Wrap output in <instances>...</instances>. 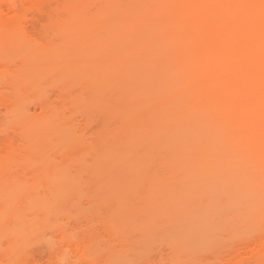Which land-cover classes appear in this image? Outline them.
Listing matches in <instances>:
<instances>
[{
	"label": "bare ground",
	"instance_id": "bare-ground-1",
	"mask_svg": "<svg viewBox=\"0 0 264 264\" xmlns=\"http://www.w3.org/2000/svg\"><path fill=\"white\" fill-rule=\"evenodd\" d=\"M44 80L56 87L55 101L35 96ZM27 98L38 111L26 109ZM80 107L99 111L95 136L73 131ZM84 143L98 148L88 158ZM67 166L114 176L90 199L102 238L94 219L85 233L50 220L64 212ZM206 169L218 180L199 198L214 182ZM179 216L213 234L264 225V0H0V264H107L100 243L120 260L140 248V231L165 230ZM49 227L60 240L51 255H24L23 245ZM203 235L189 237L219 241ZM232 235L217 264H264V235L238 245Z\"/></svg>",
	"mask_w": 264,
	"mask_h": 264
},
{
	"label": "rangeland",
	"instance_id": "rangeland-1",
	"mask_svg": "<svg viewBox=\"0 0 264 264\" xmlns=\"http://www.w3.org/2000/svg\"><path fill=\"white\" fill-rule=\"evenodd\" d=\"M137 67H138V65H136ZM68 80V79H67ZM43 83L42 84H36L37 85V88H35L37 91V93H36V97L37 98H43V99H46V98H48V100H51V101H53L54 100V94L52 95L51 93H55V92H57V91H55L54 92V90H57L56 89V87H51L50 85H52L53 83H51V82H49V81H47V80H44V81H42ZM48 83L50 84V85H48ZM68 82H66V84H67ZM55 86H56V84H55ZM34 100H37V99H26V105H27V110H30L31 112L32 111H38L37 109V107H35V105H34V103H35V101ZM55 101V100H54ZM29 103V104H28ZM37 105V104H36ZM178 107H177V106ZM80 108H82V107H80ZM186 107H185V105H183V104H175L174 105V109L179 113V112H182V111H184V109H185ZM33 109V110H32ZM77 110V109H76ZM86 111L84 108H82L81 110L78 108V111H81L82 113L84 112V111ZM1 111L3 112V114H4V112H5V108L3 107V108H1ZM80 112V114L81 115H83L82 113ZM99 112V111H98ZM97 111H90L89 113H90V115L88 114V112H87V114L88 115H86V113L83 115V116H81V115H78V117H76L77 119H78V121H75L76 119H74V123H77L78 124V122H79V120H80V127L76 124V125H73V131H77V132H79V130L80 131H82L83 132V134L85 135V137H92V133L94 134V136L96 135L95 134V129H98V131H99V127H100V125H99V123L101 124V122H98L99 121V113H98ZM33 113V112H32ZM75 113H76V111L74 112V117H75ZM77 113H79V112H77ZM77 113H76V115H77ZM101 113H104V112H101ZM99 114V115H98ZM97 115V116H96ZM107 114H105L104 115V117L106 116ZM101 116V115H100ZM103 116V115H102ZM108 117V116H107ZM101 118V117H100ZM102 119H104V118H102ZM102 119H100V120H102ZM106 119V118H105ZM105 119L103 120L104 122L102 123V124H104L105 123ZM107 120V119H106ZM179 121V122H178ZM183 123H185V119H183V118H178L176 121H175V124H177V125H181V124H183ZM103 126V125H102ZM100 128H102V127H100ZM103 129V128H102ZM199 131H201V130H199ZM81 132V133H82ZM97 132V131H96ZM91 133V134H90ZM197 134V135H196ZM196 135V136H195ZM194 136L197 138V136H201V132H198L197 130H196V132L194 133ZM198 137V138H199ZM197 138V139H198ZM108 139V138H107ZM170 143H168L167 142V140H166V143L167 144H171L172 143V139H170V140H168ZM85 144V143H84ZM83 144V148L85 149L84 151H85V153H84V155L85 154H87V156L85 155V157H89L88 155H92V149H98L97 148V146L95 145V146H89V145H87V144H85L84 145ZM98 145V144H97ZM96 147V148H95ZM105 148V151H111V147L110 146H104ZM81 149H82V145H81ZM143 150V149H142ZM147 150V149H146ZM140 151H141V149H140ZM137 152H139V151H137ZM152 151L150 150V153H151ZM51 153V152H50ZM49 153V154H50ZM55 153V152H54ZM143 153V152H142ZM148 153V152H147ZM154 153V152H153ZM52 154V153H51ZM50 154V155H51ZM140 154V153H139ZM144 154V153H143ZM149 154V153H148ZM49 155V156H50ZM53 155V154H52ZM90 155V156H91ZM49 156H47L48 158H50ZM56 157L57 156V154L55 153L54 155H53V157ZM148 164H150V163H148ZM109 165V164H108ZM143 165H145L144 163H143ZM70 166V165H69ZM69 166H67L66 168H65V177H64V180L60 183L61 185H62V188H63V192L65 193V197H64V194L62 193V190H61V193H60V196L62 195L63 197V200H65V198L67 197V200H65L66 201V203L65 202H62L63 204L62 205H64V204H66V205H64V206H62V208H63V210H64V212L61 214V213H59V214H57L56 212H54V216H52L53 215V213L51 214V218L52 219H50V220H53L54 222H56L57 220L59 221V224L61 223H63L64 225L66 224L67 225V227L68 226H73V227H71V228H74V225L76 224L77 225V227L75 226V228L74 229H79L78 231L76 230V232H79V233H82V232H87L88 230H89V227H88V225H87V222H88V219H94V227H96L95 229L93 228V231H95V233H96V231H99V232H101V230H103V228H101V226L102 225H98L97 223V221L99 220V218H98V220L96 221V217L98 216V214H100V212H99V210H98V207H96L93 203H91L90 202V199L92 198V196L96 193L97 194V191L99 192V189L97 188V187H99L100 186V184H103V182L101 183V181H103V179L104 180H111L110 182L109 181H107V182H109V183H111L112 181H113V178H114V176H111V175H109L108 176V178L109 179H106V174H104V177H102L101 175H99L98 173H97V175H96V173H93V175H90L89 173V175L84 171V170H80V169H78L79 168V166L78 167H75V166H71V167H73L71 170H70V168L71 167H69ZM107 166V165H106ZM151 166H152V168H151ZM75 167V168H74ZM141 167H142V165H141ZM77 168V169H76ZM84 168V167H83ZM107 168V167H106ZM111 168H113V166H111ZM145 168H151V170L150 169H148V170H150V171H152V169H154L153 168V165H150V167L148 166V167H146L145 166ZM107 171H108V168L106 169ZM106 170H104V172L106 171ZM140 170H141V172H142V169L140 168ZM210 170L211 169H206L205 170V172L208 174V176H211L212 175V170H211V172H210ZM72 173H71V172ZM144 171H146L145 169H144ZM143 171V173H146V172H144ZM209 171V172H208ZM71 174H70V173ZM110 173H111V171H109ZM108 172V173H109ZM204 172V171H203ZM227 172V171H226ZM226 172H224L225 174H226ZM109 173V174H110ZM210 173V174H209ZM77 176V177H76ZM83 176V178H86L87 177V179H88V181L87 182H85V184L83 183V184H78L79 182H80V180L78 181V183L75 181L74 182V184L76 183V185H74V186H72L71 185V183L70 182H72V184H73V180L76 178V180H78V179H81V177ZM86 176V177H85ZM111 176V177H110ZM72 177H74V178H72ZM98 177H100L101 178V180L98 178ZM113 177V178H112ZM83 178L81 179V180H83ZM209 178V177H208ZM206 179V178H205ZM211 179L212 180H214V182L212 181H210V183L212 184V185H209L208 184V186H209V188H210V190H208V187H207V189L206 190H204L203 192H201V193H195V194H198L197 196H199V198L200 197H207V196H209L210 194H212L214 191H215V189L213 190L212 188H214V187H212L213 186V183H217V180L218 179H213V177L211 176ZM216 180V181H215ZM97 181V183H95ZM98 181H100L99 183H98ZM63 182H65V184H66V186L64 185L63 186ZM195 182L197 183V184H200V183H202V181L200 180V179H195ZM220 182V181H219ZM218 182V183H219ZM226 182V181H225ZM225 182H224V180H223V178H222V184L223 185H225ZM63 183V184H62ZM95 183V184H94ZM105 183V182H104ZM221 184V185H222ZM71 185V186H70ZM104 185V184H103ZM106 185H107V183H106ZM154 185V184H153ZM217 184H215L214 186H216ZM219 185H220V183H219ZM77 186V187H76ZM96 186V187H95ZM60 187V189H62L61 188V186H59ZM103 188L105 187V185L104 186H102ZM102 187H101V189H102ZM224 187V186H223ZM226 188V187H225ZM65 189V190H64ZM67 190V191H66ZM96 190V191H95ZM73 192V193H72ZM210 192H212V193H210ZM101 194H102V192H100ZM77 194V195H76ZM95 194V195H96ZM101 194H99V195H101ZM59 195V194H58ZM57 194H56V196L54 197V198H58L59 196H58ZM71 196H73V197H71ZM69 197H70V199H69ZM198 198V197H197ZM71 199H72V203H71V205L70 204H68V200H69V203L71 202ZM76 199V200H75ZM62 200V199H61ZM75 200V201H74ZM77 200H78V202H77ZM229 200L231 201V202H234V200H233V198H229ZM233 200V201H232ZM57 201V200H56ZM75 202V204H77L75 207H73V204H74V202ZM175 203L176 204H178L179 206H182V204H184L185 202L181 199H178L177 201H175ZM104 206V205H103ZM78 207V208H77ZM73 208V209H72ZM74 208H75V210H74ZM100 209H101V211L102 212H105V213H107V216H108V213H109V216L111 217L112 215H110V214H112V210L111 209H109V210H107L105 207H99ZM154 208H156V207H154ZM159 208V209H158ZM70 209V211H68V210ZM78 209V210H77ZM63 210H61V211H63ZM98 210V211H97ZM60 211V212H61ZM76 211H78V213H76ZM156 211H159L158 213L159 214H161L163 211H164V209L160 206V207H157V209H156ZM75 212V213H74ZM111 212V213H110ZM66 213V214H65ZM68 213V214H67ZM105 213H104V215H105ZM187 213V212H186ZM71 214H73L72 216H71ZM101 214H103V213H101ZM183 214H184V212H183ZM65 215H67V216H65ZM70 217H69V216ZM57 216H58V219H57ZM61 218H60V217ZM63 216V217H62ZM108 216V217H109ZM187 216V215H186ZM193 216H195V219H193V220H195V222L197 223V224H201V223H199V222H202L203 221V219H202V221H200V216H197V215H193ZM191 217V216H190ZM66 218V219H65ZM129 218H131V217H129ZM132 218H136V217H133L132 216ZM62 219H63V221H62ZM180 216H179V221H176L175 219V222L174 221H172V220H169V221H167V223H166V225L168 226H166V229L165 230H160V229H153L152 231H151V233L149 232V234H148V230L149 229H147V235L149 236L150 234V237L151 238H148V237H146L145 236V234H146V232L145 231H140V232H143V233H140L141 234V236H140V234L138 235V236H140L139 237V240L142 238V240L143 241H139L138 243L140 244L139 246H140V248H137L138 250H134L135 252L134 253H128L129 252V250H127L128 252V254L127 255H122V254H120L117 258H119L120 260H116L115 259V255H116V253H117V250L116 251H114L115 250V248H113L114 246H109L108 245V249H106L107 247H105V249L104 248H102L101 250H99L98 249V247L99 246H102L101 245V243L97 246V248H96V250H98L99 252H98V254L100 255V256H102L103 257V255L105 256V258L107 259V264H213V262H214V264H217V262L218 261H214V257L213 256H217V257H222L221 255H223V252L225 253V254H227L226 252H228V250L226 251L225 249H226V247H227V244H228V242H227V240H228V238H230V234H231V232L233 233V238H232V236H231V238L236 242L237 241V244L236 245H238V243H239V241L241 242V241H244V239L246 240H248V238H251V237H255V235L256 236H260V235H264V225H259V224H246V223H239L238 225L237 224H233V225H231V227H230V225L228 224V225H226L225 227V229H224V225L222 226V227H217V228H219L218 230H217V232H215V230L213 231L212 230V232H214V234H215V236L217 235V236H219V238L217 239V240H219L218 242H214V241H216L215 239H213L211 242H210V244H206V243H203L202 241H201V243L200 242H194L193 240H191V238L189 237L190 235H191V237H192V235H193V237L195 236L196 237V235H197V237H201L203 234H202V232H201V230L203 229L204 231H205V233H204V235H206V233L207 234H212V236L211 237H213L214 236V234L213 233H210L207 229H205V227H203V224H202V227H201V230H198V228H197V230H193V228L192 227H190V225L188 224V223H184V222H182V221H180ZM188 219V218H187ZM207 219V218H206ZM133 219H131V221H132ZM135 220H139V218L138 219H135ZM178 220V219H177ZM182 220V219H181ZM208 220H211V218L209 219L208 218ZM101 221V220H100ZM134 221V220H133ZM172 221V222H171ZM188 221V220H187ZM231 221H232V219H231ZM230 221V222H231ZM52 222V221H51ZM97 222V223H96ZM135 222V224H134V226H136V224H137V222L136 221H134ZM139 222V221H138ZM192 222V221H191ZM204 222H205V220H204ZM179 223V224H178ZM208 223V222H207ZM56 224H58V223H56ZM74 224V225H73ZM185 224H187V226L186 227H184L185 226ZM93 225V224H92ZM170 225V226H169ZM205 226H207L208 224H204ZM259 227H258V226ZM129 226V225H128ZM132 226V225H131ZM134 226H132V227H134ZM172 226V227H171ZM200 226V225H199ZM228 226L230 227L229 229H228ZM232 226L234 227V226H236V227H234V231L236 230V232L234 233L233 232V230H231V232H230V234H228V232L230 231V229L232 228ZM55 227V226H54ZM131 227V228H132ZM195 227V226H194ZM197 227V226H196ZM195 227V228H196ZM209 227V226H208ZM43 228V227H42ZM42 228H41V231H42ZM47 228V227H46ZM46 228H44L43 230H44V233L43 234H41L40 236H38V237H35V238H32L31 240H29V241H27L24 245H23V249H22V251H23V254L24 255H26V256H32V257H35V258H37V259H39V260H45V259H47L50 255H51V253L53 252V250L52 249H56V247H58L59 246V243L57 242V241H60V240H58L59 238H57L56 237V234H57V232H55L56 230H54L53 229V227H49L50 228V230H49V228L48 229H46ZM69 228V227H68ZM99 228V229H98ZM169 228V229H168ZM171 228V229H170ZM192 228V229H191ZM194 228V229H195ZM210 228V227H209ZM213 228V227H212ZM236 228V229H235ZM51 229H53V230H51ZM56 229V228H55ZM92 228H90V230H91ZM101 229V230H100ZM173 229H175V230H173ZM200 229V228H199ZM145 230V229H144ZM169 230H172V232L171 231H169ZM177 230V231H176ZM209 230H211V229H209ZM52 231V232H51ZM219 231V232H218ZM226 231V232H225ZM43 232V231H42ZM98 232V233H99ZM103 232V231H102ZM51 233H53V235L54 236H52V234ZM55 233V234H54ZM98 233H96V234H98ZM104 233V234H103ZM102 234H103V237L104 236H106L105 235V231L103 232ZM169 233H171V234H169ZM201 233V234H200ZM169 234V235H168ZM173 234V235H172ZM196 234V235H195ZM100 235V237L102 236L101 235V233L100 234H98L97 236H99ZM203 235V236H204ZM37 236V235H36ZM174 237L175 238V236H176V239H179V240H181V242L178 240V241H176L177 243L175 244H173L174 246H172V245H168V244H166V240H167V238L168 237ZM179 238H178V237ZM210 236V235H209ZM51 237H53L52 238V240H51ZM55 237V238H54ZM107 237H108V235H107ZM167 237V238H166ZM193 237H192V239H193ZM194 237V238H195ZM205 237V236H204ZM99 238V237H98ZM102 238V237H101ZM106 238V237H105ZM3 239V238H2ZM104 239V238H103ZM107 240L109 239V237L108 238H106ZM148 239L150 240V241H148ZM186 239H187V243L186 242H184V241H186ZM191 241H190V240ZM205 239H207V237H205ZM209 239H211V238H209ZM101 240V239H100ZM107 240H105V241H107ZM230 240V239H229ZM103 241V240H102ZM148 241V242H147ZM165 241V242H164ZM190 241V242H189ZM209 241V240H208ZM231 241V240H230ZM4 242H5V240H4ZM56 242H57V244H56ZM100 242V241H99ZM179 242V243H178ZM193 242V243H192ZM205 242V241H204ZM214 242V243H213ZM225 242V243H224ZM148 243V244H147ZM209 243V242H208ZM224 243V244H223ZM243 243V242H242ZM103 244H105L104 242H103ZM110 244V243H109ZM226 244V245H225ZM50 245H51V247H50ZM53 245V246H52ZM56 245H58V246H56ZM56 246V247H55ZM60 246H62V244H60ZM106 246V245H105ZM172 246V247H171ZM177 246V247H176ZM231 246H233V245H231ZM104 247V246H103ZM225 247V248H224ZM50 248H51V250H50ZM100 248V247H99ZM180 248V249H179ZM96 250H95V253H96ZM103 250V252H101ZM106 250V251H105ZM225 250V251H224ZM51 251V252H50ZM132 251V250H131ZM215 251V252H214ZM105 252V253H104ZM114 252H115V254H114ZM124 252V251H123ZM177 252V253H176ZM214 252V253H213ZM221 252H222V254H221ZM101 253H102V255H101ZM97 254V255H98ZM106 254H107V256H106ZM223 255V258H225L226 257V255ZM212 255V256H211ZM126 256V257H125ZM225 256V257H224ZM123 257V258H122ZM219 259V258H218ZM221 259V258H220ZM125 260V261H124ZM117 261V262H116ZM221 261H223V259L221 260ZM69 262H70V259H69ZM131 262V263H130ZM216 262V263H215Z\"/></svg>",
	"mask_w": 264,
	"mask_h": 264
}]
</instances>
